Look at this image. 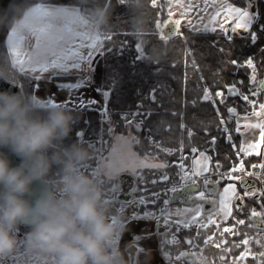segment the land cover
Returning a JSON list of instances; mask_svg holds the SVG:
<instances>
[{"label":"clouds","instance_id":"1","mask_svg":"<svg viewBox=\"0 0 264 264\" xmlns=\"http://www.w3.org/2000/svg\"><path fill=\"white\" fill-rule=\"evenodd\" d=\"M127 2L142 28L152 0ZM14 4L8 0L0 8V30L15 26L28 33L35 25L55 24V35L32 47L33 60L47 58L80 35L69 26L83 14L77 4L58 7L52 15L36 0L22 8ZM88 15L90 30L101 32L111 19L107 0H97ZM15 75L0 61V79ZM74 122V112L63 104L0 89V258L19 254L21 264H143L142 251L121 244L122 224L114 219L101 168L87 167L94 146L63 143Z\"/></svg>","mask_w":264,"mask_h":264},{"label":"trees","instance_id":"2","mask_svg":"<svg viewBox=\"0 0 264 264\" xmlns=\"http://www.w3.org/2000/svg\"><path fill=\"white\" fill-rule=\"evenodd\" d=\"M238 1L244 2V0ZM33 2L34 0H18L14 7L22 8ZM101 2H104V0H101ZM107 2L111 19L101 32H110L112 35L110 39L103 41L107 50L105 53H100L96 60L95 71L92 73V84L97 88L106 83H111L108 79L111 70L119 68L121 73L119 85L108 99L111 121L105 120L99 109L70 107L75 114V122L71 134L64 139L63 143L70 144L75 140H81L79 137L74 136V131H78L81 127L85 128L87 134L81 141L87 142L95 148V156L87 162V165H90L89 169L96 167L99 158L103 154V152L100 153L102 150L100 146H104L102 143H105L107 139H111L115 132L123 135L129 134L119 113L122 110L135 108L138 101L142 99L152 114L150 118L144 120L140 128L133 126L136 137L133 145L137 152L141 155L155 153L165 162L175 161L180 155L177 149L182 144L184 152L189 153V159L185 162L193 164L190 149L202 148L208 140V136L203 129L208 128L212 135H217L214 126L216 114L213 111L212 104L202 100L203 90L209 88L215 91L214 81H219V87L223 88L233 80L243 78L244 85H237V87H243V90L248 92L249 80L244 69L241 68L239 72L234 71V67L229 61L242 59L253 54L254 59L257 61V75L264 78V64L259 63L260 58L264 57V51H262L264 49V34L256 41H251L247 32L241 30L234 33L231 36V41H229L226 39L225 33L194 31L184 26L182 36L177 33L165 40L156 33L155 25L157 20L164 22L167 18L165 0L157 1L156 5L151 4L147 11L146 22L142 28L135 25L133 19L135 12L127 0H107ZM36 3L77 4L90 17L88 10L97 3V0H84L83 3L80 0H36ZM259 5L261 17L253 25L254 30L258 29L259 24L264 23V0H259ZM7 29L0 30V61H3L5 55L9 56L8 49L4 46L7 45V39L5 38ZM137 43H142L144 53L152 59L139 60L140 54L135 48ZM194 65H198V67H194ZM16 78L24 83L32 77L17 72ZM62 78L74 80L77 79V76ZM152 88L157 89L156 102L148 99L149 90ZM23 90L30 94L35 92V90H30L27 87ZM263 98L264 95L259 100L261 103ZM232 99L236 107L239 109L244 108V101L240 97ZM112 121L115 123L116 128L110 125ZM234 135L238 142V134ZM101 137L102 143L99 142ZM153 140L157 142V145H153ZM160 146L173 151L165 154ZM215 147L216 151L219 152V156L216 158L223 161L224 153L228 152L231 146L221 138ZM243 160L245 167L251 170L252 165L259 164L263 160V156L244 154ZM166 171L171 182L157 181L153 185L151 181L156 180L158 175L164 174V171L157 168H144L142 175L136 177L137 187L140 189L147 188L150 192H160L164 188L171 189L172 185L181 177L174 165L169 164ZM236 174L240 175L241 173L237 172ZM101 176L105 179L106 190L115 200L112 201V212L116 215L120 208V202L116 201L118 192L109 190L113 185L119 187V178H107L102 174ZM259 187H262V185L259 184ZM141 194L143 193L137 191L134 196ZM170 194L171 192L163 194L161 199H168ZM244 203L248 207H245L243 212H237L234 208L235 217H228L227 220L217 224L232 225L238 219L245 221L244 225L234 228L233 233L226 231L221 235H217L220 239H229V241L227 240L229 248L225 245L207 251L211 260L218 261L216 264H234L235 259L244 251L245 244L243 241L245 238L250 236L256 238L264 235L263 230L255 226L249 213L252 205H255L259 210L260 202L246 198ZM156 207H160V205L157 204ZM137 210L139 211L138 208ZM216 232L218 233V230ZM179 235L195 238L197 232L193 228L188 231L181 230ZM159 237L161 241L164 239L163 235ZM200 239L203 243L206 242L203 236ZM252 242L257 250L258 242L256 239ZM261 251L260 248L259 252ZM215 254L216 257H214ZM259 256L258 253L256 258H250L251 263L257 264Z\"/></svg>","mask_w":264,"mask_h":264},{"label":"snow or ice","instance_id":"3","mask_svg":"<svg viewBox=\"0 0 264 264\" xmlns=\"http://www.w3.org/2000/svg\"><path fill=\"white\" fill-rule=\"evenodd\" d=\"M81 3L84 0H80ZM157 0H152V4L156 5ZM176 4L180 3V0H175ZM209 0H200V3L195 5L197 9L203 5L204 10L207 11ZM214 9H217L213 14L210 15L208 23H204L203 19L199 16L193 18L191 15V10L193 5H184V13L180 15V19L174 20L175 29L179 35H183L179 32L180 21L185 19L187 16L186 23L190 28H194L195 23H199L201 28L204 30H217L226 34V39L231 41L232 37L227 35L231 30L235 32L237 29L244 30L247 29V35L251 41H256L264 34V23L259 24L258 29H253V25L260 19L261 10L259 5V0H244V6H238L232 3L231 0H211ZM38 7L43 9L49 15H52L54 10L58 7H54L51 4L38 3ZM169 10V21L173 20L171 9L173 5L170 3L168 6ZM231 20L232 24L229 25L228 21ZM88 21L83 16H76L70 22V28L76 30L80 33L77 37L83 39H73L65 47L55 50L52 55L48 56L43 60H33L32 58V47L24 50L23 44L20 41L21 37L28 39V37L15 27H10L5 32V38L12 41L10 45H4L8 47L12 56L5 55L3 61L10 65L13 72H23L25 75H30L32 78L22 83L13 77L0 79V88L11 89L19 87L21 89L27 87L30 90H39L41 88L40 80L41 76L36 74L37 69L41 73L53 67L54 65L61 69L63 72H74L77 79L74 81H61L58 83L59 89H67L69 91L79 92L81 88H87L91 86L93 82L92 73L95 71V57L107 49L104 47L103 41L111 38L110 32L103 33H93L87 30L86 25ZM164 23L160 20L155 22L156 33L162 39H167L168 33H166L164 28ZM55 35V24L54 22H49L46 25H35L31 29L30 36L31 39L35 40V45L38 46L44 40L50 39ZM85 40L87 43H85ZM71 44H76L77 47L71 48V53H75L74 63H69L58 58V54H63L65 48ZM123 46V42H122ZM135 48L140 53L139 60H150L144 51L142 43H137ZM264 51V49H262ZM159 61L157 60V63ZM234 67V71L239 72L240 69H244L249 80V91L245 92L243 87H237V85H244L243 78L235 79L231 83L225 85V87H219V81H214L216 85V90L205 88L203 90L202 100L209 104H212L213 111L216 114L215 129L217 135H212L208 128H204L205 134L208 136V140L205 145L200 148H191V160L195 161V164L186 163L185 161L189 159V153H185L183 150V145L177 149L180 155L175 161L163 162L159 161L157 157V162L148 165L149 167H155L157 169H162L164 174L157 176L156 180L151 181L154 185L157 181H164L166 183L171 182L169 175L167 174V167L169 164L177 167L181 179L177 180L171 187V189L164 188L160 192H150L149 189H140L136 185H130L129 194L135 191L142 192L143 194L139 196H133L131 201H121L120 210L124 211L125 206L128 203H133L139 211H133L130 213V217L125 221L128 226H131L134 221L140 219H148L151 217H157L160 223H158L157 228L164 227L167 233L171 235V240L173 242H178L179 237L172 232V229L176 231H188L193 228L196 229L197 235L195 239L192 237H185V241L188 243L189 248H200L201 245L196 241L200 240L201 236L204 237L206 241H209L211 237L208 236L206 232V223L219 224L221 221L227 220L228 217H235L233 212V206H235L237 212H243L245 207H248L244 203L246 198L251 197L253 199H259L260 209L257 210L255 205H252L249 209V213L253 219L257 220L256 227L264 226V187L256 188L255 184L250 185L248 183L247 177L243 173H248L250 176H258L261 181H264V161L259 162V171H256V165H252L253 171L248 172V169L244 165L243 156L244 154L251 155L252 153H258V145H264V103H261L258 99L259 96L264 95V78H260L257 75V61L254 59V54L244 57L242 59H235L229 61ZM260 64H264V57L260 58ZM198 67V65H194ZM121 73L119 68H113L111 70V75L108 79L111 83H106L104 85L98 86L96 91L101 93L104 100L103 104L96 100L94 97L85 96L80 93L75 99L70 95L66 100L59 102L65 106H74L77 108H91L94 105H100L99 111L102 113L105 120L111 121V113L108 108V99L112 95L114 89L118 87L120 81ZM207 83V82H205ZM11 86V87H10ZM255 91H252V90ZM235 97H240L244 101V108L239 109L233 103ZM148 99L152 102L157 101V89L152 88L149 90ZM49 104H57V100L52 97L49 90V99L46 101ZM238 103V102H237ZM223 109V110H221ZM151 110L144 104L143 100H139L135 108H129L128 110H122L119 115L120 118L128 126H135L140 128L145 119L151 117ZM129 117H132L129 119ZM231 125V126H230ZM259 130V139L255 138L256 131ZM87 134V130L83 127L79 128L78 131H74V136L79 137L81 140ZM191 134V133H190ZM238 134L242 138L237 142L235 135ZM249 134H252L253 138L248 139ZM223 138V140L228 143L231 148L228 152L224 153V160L217 159L219 152L216 151L217 142ZM99 142L102 141V137ZM153 145H157L155 140L152 141ZM161 150L167 154L173 151L172 149ZM197 153L199 155H197ZM153 156L157 154L152 153ZM264 156V153H260ZM148 156L145 157L143 163L147 164ZM103 160L104 158L101 157ZM201 160H203V166H201ZM111 169V164L105 165ZM88 167V165H87ZM101 165H97V168H101ZM193 168L195 169L193 171ZM240 172V175L236 173ZM140 175L139 173L137 174ZM215 176L217 179L213 180L212 177ZM182 181H189L190 183L196 185L197 188L203 187L204 190H196L194 196L200 199V203H194L192 207L185 202L184 207L179 206L172 208L171 199H161L162 195L168 192L175 193L177 187H184ZM214 184L217 186L216 190H210L207 188L208 184ZM223 183V191L219 190V186ZM238 185H241L245 189H253L252 191L240 192ZM113 192H122L118 186L113 185L109 190ZM210 201L213 205L211 210L204 207V203ZM159 204L160 207H156ZM118 218V217H114ZM245 221L243 219L236 220V223L229 226V230L236 228L237 226L244 225ZM129 231L133 236V242L137 246L138 251L152 252V244L146 243L152 239V233H150L146 228L137 231L134 227H129ZM166 242V237L161 242L157 243V248H162L163 243ZM259 242V241H257ZM244 244H248V240L243 241ZM130 246V245H129ZM166 258L172 259L170 254L163 252ZM250 255L256 256L254 252L249 253ZM243 256L244 253H241ZM264 256V253H260ZM193 259L195 264L197 254L192 251H184L179 254L177 258H189ZM145 264H157L155 257L152 255L150 259H147Z\"/></svg>","mask_w":264,"mask_h":264},{"label":"crops","instance_id":"4","mask_svg":"<svg viewBox=\"0 0 264 264\" xmlns=\"http://www.w3.org/2000/svg\"><path fill=\"white\" fill-rule=\"evenodd\" d=\"M222 2H223V0H222ZM231 2L237 4L238 6H241V7L244 6V2L242 3V2H240L238 0H231ZM170 3L173 5V8H178L179 12H181L180 14L184 13V7H183L184 5H187V4L193 5V8L191 10V15L193 16V18H195L196 16H199L202 19L208 20L210 15L213 14L215 11H217V9L213 8L211 0H209L207 11L204 10L203 5H201L199 9H197L195 7V5L200 3V0H180L179 4H176L175 0H169V4ZM44 4H51L54 7H67V6H70V5L54 4V3H44ZM81 11H82V9H81ZM82 13L83 14L81 16L85 17L87 19V21H88V23L86 25V28H87V30L91 31L90 30V25L92 23V19L90 17H88L83 11H82ZM184 20H185L184 24H185L186 28L194 30V31H198V30H195L194 28H190L187 25V23H186L187 16H185ZM194 24H195V26L197 25L195 23V19H194ZM228 24L231 25L232 21L229 20ZM12 27H15V26H12ZM198 28H201V27L198 26ZM240 31H241L240 29H237L235 32H232L230 30L227 33V35L232 36L234 33L240 32ZM242 31H246L247 32L248 30L244 29ZM200 32H211V31H200ZM99 33H102V32H99ZM214 33H223V32H221L219 29H217V30H215ZM24 34L28 37V39H26L24 37L20 38V41L23 44L24 50H27L30 47L36 46L35 45V40L31 39L30 32L24 33ZM76 39L79 40V39H83V38L77 37ZM25 41H27V42H25ZM6 43H7V45H10L12 43V41L6 40ZM85 43H87L86 40H85ZM74 47H77V45L76 44H71L70 46L65 48L64 53L62 55L58 54V58L63 60V61L69 62V63H74L75 62L74 57H75L76 54L75 53H71V55H68V53L71 52V48H74ZM7 49H8V52H9V56H12L13 54L10 52L8 47H7ZM98 55L99 54H97L96 57H95V63H96V60H97L96 58L98 57ZM35 71H36V74L40 75L42 78L39 81L40 84H41V88L39 90H35L34 94L37 97H39L40 99L44 100V101H47L49 99V90H50V92L52 94V97L55 98L58 103L63 101V100H66L70 95L72 96L73 99H75L80 93H83L85 96L94 97L96 100L100 101V104L104 103V100H103V98L101 96V93L96 91V87H94L92 83H91L90 87L81 88L79 90V92L69 91L67 89H59L58 88V83L61 82V81H74L75 79L74 80H69V79H63L62 78V77L76 76V74L74 72L65 73V72H63L61 69H59L55 65L53 67H51V68H48V69L44 70L42 73H41V71L39 69H37ZM21 73H23V72H21ZM23 74H25V73H23ZM67 107H72V106H67ZM91 108L99 109L100 105H94ZM241 138L242 137L240 135H238V143L241 140ZM252 138H253L252 134H249L248 139L251 140ZM255 138L257 140L259 139V130L256 131ZM115 140H120V142L126 141V145L127 146L125 147V149L127 151L120 152V154H119L120 156H125V157L127 156L128 158H131V159L134 158L136 160V162H141V164L137 165L138 172L135 173L136 177H140L142 175V170L144 168H155V167H149L148 165H152V164L156 163L157 162V156L139 154L137 152V150L135 149L134 145H133V139H132L131 135H129V134L128 135L115 134L114 135V141ZM112 144H114V143H112ZM122 145H124V144H122ZM258 147H259V152L258 153H252V154L260 155V153H264V145H258ZM116 149H120V147H117V144H114V146L111 148V150L109 152V156H113L114 155L113 151H116ZM247 155H249V154H247ZM146 156L149 157L148 160H147V164L143 163V161L145 160ZM158 159H159V161L165 162L164 160L160 159L159 157H158ZM102 161L104 162L105 160L104 159L102 160L100 158V163H102ZM262 161H264V156H263V160ZM201 163H202L201 164V166H202L203 165V160H201ZM194 164H195V161H193V165ZM141 167H143V168H141ZM194 170L195 169L193 168V171ZM104 172H105L106 175L103 172H101V174L104 175L105 177H107L106 170ZM138 173L140 174L139 176L137 175ZM252 177H257V176H252ZM107 178H109V177H107ZM110 178H115V177L111 176ZM182 182L185 183L186 181H182ZM259 184H261L262 187H264V181H261L260 178H258V185ZM258 188H260V187H258ZM219 190H220V188H219ZM234 208H235V206H233V211H234ZM136 211H137V207H136ZM123 220L126 221L127 219L123 218ZM158 223H160L158 218L153 216V217L148 218V219H140V220L134 221L133 224L131 226H129V227H134L137 231H139L140 229L146 228L150 233L153 234L152 235V239L150 241L146 242V243L152 244V246H153L152 252H150L148 254H145L146 252L144 251L145 255L142 256L143 264H145L146 260L150 259L152 255L155 257V259L157 261V264H181L179 262H173V263L170 262L165 257V255L163 254V252H165V251L162 248H157L156 247L157 243L161 242L159 236L164 234V233H161V232L158 231V228H157ZM210 226H214V224L213 223H206V229L205 230L207 231V233H208L207 227H210ZM216 230H217V228H216ZM163 236H166V235L164 234ZM132 243H133V236H132V234H131V232L129 231V228H128V229H126L124 231L123 239L121 241V244H122V246H129Z\"/></svg>","mask_w":264,"mask_h":264},{"label":"rangeland","instance_id":"5","mask_svg":"<svg viewBox=\"0 0 264 264\" xmlns=\"http://www.w3.org/2000/svg\"><path fill=\"white\" fill-rule=\"evenodd\" d=\"M158 2L160 1V0H157ZM165 2H166V5H165V7H166V13H167V18H166V20L164 21V22H166V23H164V25H166L167 24V22L169 21V19H168V16H169V10H168V5H169V0H165ZM164 2V3H165ZM16 4V3H15ZM175 9V10H174ZM183 10V9H182ZM181 12H179V10H178V8H173L172 7V9H171V14H172V17H173V20H176V19H180V14ZM204 18V17H203ZM184 21L185 20H181L180 21V25H179V32H182V30H183V28H184V26H185V24H184ZM203 22L204 23H208V20H205V19H203ZM197 25L194 27V29L195 30H198V31H211V32H213V30H204V29H202V28H198V26H200L201 27V25L199 24V23H196ZM215 32V31H214ZM102 53H105V51L104 52H102ZM140 54V53H139ZM258 99L259 100H261L262 99V95L261 96H259L258 97ZM264 102V98H263V101H262V103ZM72 107H74V106H72ZM68 108H70V107H68ZM77 108V107H76ZM132 117H129V119H131ZM111 126H113V127H115L116 125H115V123L112 121V123L110 124ZM110 126V127H111ZM126 127H127V129H128V131H129V135H131L132 136V139H133V143H134V140L136 139V137H135V134H134V131H133V126H128V125H126ZM112 128V127H111ZM116 128V127H115ZM115 134H120L119 132L118 133H116L115 132ZM114 134V135H115ZM128 135V134H127ZM112 143H114V144H117V147H120V149H116V151H113L114 152V155L113 156H109V152H110V150H111V148L114 146V144H112ZM104 146H100V148L102 149L101 151H100V153L101 152H103V154H102V156L101 157H103L104 158V162L102 161V163H100V158H99V160H98V164L97 165H101L102 167H101V172H103L104 174H105V170H107V169H109L107 166H105V165H107V164H111V170H112V172H113V174L114 175H112V176H114L115 178L116 177H118L119 179H120V177L123 175V174H131V175H134L135 176V173H137L138 172V170H137V165H139V164H141V162H136V160L133 158V159H131V158H128L127 156L125 157V156H120L119 154H120V152H122V151H127L126 149H125V147L127 146L126 145V141H122V142H120V140H115L114 141V136L111 138V139H107L106 141H105V143H102ZM122 144H124V145H122ZM123 147H122V146ZM117 157V158H116ZM158 157V156H157ZM202 164V163H201ZM90 165H88V167H89ZM203 166V165H202ZM94 168H97V166L96 167H94ZM141 168H143V167H141ZM90 169H92V168H90ZM137 170V171H136ZM248 172H251V170H248ZM240 173V172H239ZM106 175V174H105ZM243 175H248V173H243ZM239 188V187H238ZM253 189H251V190H249V191H252ZM220 191L222 192L223 191V184H222V186L220 187ZM201 201H199V202H197V203H200ZM131 206H130V208H131V210L132 211H136V206L133 204V203H131L130 204ZM193 205H190L189 207H192ZM179 207H181V208H183L184 207V205H182L181 203H180V205H179ZM118 218H119V220H120V222H121V224H122V239H123V234H124V231L126 230V229H128L129 228V226L125 223V221L122 219V218H120L119 216H117ZM217 225V224H216ZM210 226V227H207V230H208V236L209 237H211V239H215V237L218 235V234H223L224 232H226V231H228V232H230V233H233V230L234 229H231V230H229V226L230 225H217V226ZM215 227V228H214ZM216 228H217V230H218V233L216 232ZM26 229L23 227V226H21V229H20V235H21V237L23 236V234H24V231H25ZM216 232V233H215ZM251 237V239H249L250 241L251 240H254V238L252 237V236H250ZM122 239H121V241H122ZM134 243V242H133ZM251 243H253V242H251ZM250 247H251V245L250 244H247V249H246V252H244V255L242 256H240V258H239V261H240V264H245L244 263V256H247V252H249V250H250ZM252 251L255 253V251L252 249ZM148 253H150V252H146L145 254H148ZM144 254V251H142L141 252V258H142V256H144L145 255ZM250 256H252V258H256L258 255H256V256H253V255H250ZM0 264H21V257H20V255L19 254H13V255H9V256H7V257H2V258H0Z\"/></svg>","mask_w":264,"mask_h":264},{"label":"flooded vegetation","instance_id":"6","mask_svg":"<svg viewBox=\"0 0 264 264\" xmlns=\"http://www.w3.org/2000/svg\"><path fill=\"white\" fill-rule=\"evenodd\" d=\"M130 177L129 176H125V180H123V183L124 184H128L129 182V180H126V179H129ZM212 179L213 180H215V179H217V177H215V176H213L212 177ZM119 188L120 189H122L123 190V185H122V182H121V179H119ZM136 183H137V181H136ZM183 184H184V186L185 185H188V184H192V183H190L189 181H186L185 183L184 182H182ZM223 184V183H222ZM221 184V185H222ZM220 185V186H221ZM137 186V185H136ZM219 186V187H220ZM238 187H239V191L242 189V191H240V192H246V191H249V190H251V189H244V188H242V186L241 185H238ZM259 187V185L257 184V187L256 188H258ZM182 187H177V189H181ZM176 189V190H177ZM200 190H204V188L203 187H201V189ZM137 191H135V192H133V196L135 195V193H136ZM119 194H120V192H118V194H117V196H116V201L117 202H121V200H119V198H118V196H119ZM172 192H171V194L169 195V197L168 198H170L171 199V196H172ZM190 196L191 197H193L194 196V192L193 193H191L190 194ZM249 199H252V200H256V201H259V199H253V198H251V197H248ZM112 201H115L114 200V198L112 199ZM199 201H200V199H199ZM198 201V202H199ZM171 203H172V208L174 209L175 207H177V206H179L180 205V203L182 204V205H184L185 203H184V201H183V198L180 196L179 198H178V201H176V202H172V200H171ZM197 203V202H196ZM131 203H128L126 206H125V208H124V211L123 212H121V210H120V208H119V212L115 215L116 217L117 216H119L120 218H125V219H128L129 217H130V213L132 212V210H131V208H130V205ZM194 203H192V204H189V206L190 205H193ZM138 211V210H137ZM252 220H253V222H254V224L256 225V223H255V221H254V219L252 218ZM257 228H259V227H257ZM259 229H262L263 230V232H264V228H259ZM162 230H164L163 228H162ZM159 231V230H158ZM165 232H164V234L166 235V236H164V239H165V237H166V242L165 243H163V245H162V249L165 251V252H167L168 254H170V256L172 257V259H168L170 262H179V263H181V264H194V262H193V259L191 258V257H189V258H187V259H185V258H177V257H179V254L181 253V252H184V251H186V250H188V251H192L193 253H195V254H197V258H196V261H195V264H216V263H218V261L217 260H214V259H210L209 257H208V250H211L212 248H216V247H223V246H228L229 244L227 243V240L229 241V239L228 238H219V237H215V239H210L209 241H206V242H204L203 243V241L200 239V240H198V241H196L198 244H200L201 245V247L200 248H193V249H190L189 248V245H188V243L185 241V237H182V236H180L179 235V231H176V229H172V232L173 233H175L178 237H179V240H178V242H173L172 240H171V235H169L168 233H167V230L165 229L164 230ZM164 234H162V235H164ZM193 238V237H192ZM163 239V240H164ZM193 239H195V238H193ZM245 239H247L248 240V244H250L251 245V247H250V250H249V252H247L248 254H247V256H244V263L245 264H254V263H251V261H250V258H252V256H250V254L249 253H251V252H253L252 251V249L255 251V253L258 255V253L260 254V253H264V235L263 236H259V237H256V238H254V239H256V241H259L258 242V247H257V250L254 248V243H251L253 240H249V239H251V237H247V238H245ZM244 239V240H245ZM228 248H229V246H228ZM260 248L262 249V251L261 252H259V250H260ZM246 249H247V244H245V248H244V251L242 252V253H244V252H246ZM130 251H133V252H135V251H138L137 250V246L134 244V243H132V244H130ZM240 256H241V254L238 256V258L237 259H235V261H234V264H240V261H239V258H240ZM214 257H216V254H215V256ZM257 261H258V263L257 264H264V256H262V255H260L259 256V258L257 259ZM243 264V263H242Z\"/></svg>","mask_w":264,"mask_h":264},{"label":"water","instance_id":"7","mask_svg":"<svg viewBox=\"0 0 264 264\" xmlns=\"http://www.w3.org/2000/svg\"><path fill=\"white\" fill-rule=\"evenodd\" d=\"M17 1L18 0H15V3ZM7 4H8V0H0V8L6 7ZM174 29H175L174 20L168 21L167 24L164 25V28H163V30H165L166 33H168V37H172V36H175L177 34V32H175ZM0 89H3V88H0ZM11 89L14 90V91L23 90V89H21L19 87H15V88H11ZM256 166H257L256 167V171H259V165H256ZM252 171H253V169H252ZM125 176H129L130 177L129 179H126V180H129L128 184H124L123 183V180H125L124 179ZM245 176L247 177L248 183L250 185L255 184V187L257 186V184H258L257 178L249 176V175H245ZM120 179H121V182H122V185H123V191L120 192L118 198L121 201H131L132 198H133V192L131 194H129V188H130V185H136L135 179H134L133 176H131L129 174H123L120 177ZM207 188L210 189V190H216L217 186L210 183V184L207 185ZM200 189H201V187L197 188L196 185H194V184L185 185L181 189H177L176 192L172 194L171 200H172V202H176V201H178V198L181 196L183 198L184 203L185 202H187L188 204L196 203V202L199 201V198L195 197V196L191 197L190 194L195 192L196 190H200ZM249 189H251V188H249ZM204 207L206 209H208V210H211L213 205H212V203L210 201H208V202L204 203ZM254 221H255V223H257L256 219H254ZM162 228L165 230V228L162 227V226L159 227L158 230H159V232L164 233L165 231L162 230ZM259 228H264V226L259 227Z\"/></svg>","mask_w":264,"mask_h":264}]
</instances>
